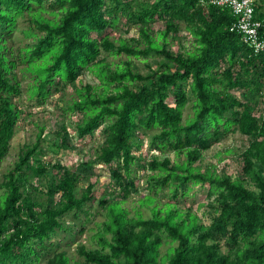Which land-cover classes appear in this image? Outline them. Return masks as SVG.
Listing matches in <instances>:
<instances>
[{"label": "trees", "instance_id": "1", "mask_svg": "<svg viewBox=\"0 0 264 264\" xmlns=\"http://www.w3.org/2000/svg\"><path fill=\"white\" fill-rule=\"evenodd\" d=\"M25 13L33 40L17 57L30 76L28 96L38 103L57 83H72L82 68L92 67L100 86L76 87L62 109L80 114L76 138L100 127L103 139L95 157L71 166L42 158V129L21 147L0 179V264H73L61 246L89 219L95 163L107 165L117 191L98 198L107 216L94 233L95 247L77 245L81 264H264V50L254 52L230 29L237 19L231 8L211 0H0V162L19 115L13 97L20 93L16 56L5 41ZM252 18L264 40V0H254ZM156 20L163 27L153 33L149 24ZM120 24L138 27L140 38L110 37L106 27ZM181 27L193 45L173 50L167 35L178 36ZM108 54L161 59L142 74L130 59L112 67ZM186 107L191 110L184 115ZM234 131L247 136L237 177L195 164ZM143 132L149 133L150 149L185 151V160L134 153ZM56 134L57 147L71 146L63 123ZM139 168L151 171L149 201L166 188L167 199L150 216L118 206L136 188ZM81 180L86 184L77 193ZM205 183L206 194L213 195L206 203L208 223L178 206L195 184ZM70 214L79 220L83 214L80 224L66 222Z\"/></svg>", "mask_w": 264, "mask_h": 264}, {"label": "rangeland", "instance_id": "2", "mask_svg": "<svg viewBox=\"0 0 264 264\" xmlns=\"http://www.w3.org/2000/svg\"><path fill=\"white\" fill-rule=\"evenodd\" d=\"M42 16L52 18L53 14L43 11ZM30 19L31 17L27 13L19 15L17 17L16 27L7 36L5 41L7 52L16 56L13 75H15L16 79L19 81L20 93L17 97H13L19 108V115L14 127V133L10 138L8 153L0 162V179L1 174L11 167L13 162L17 159L21 147L25 144H31L36 140L40 129H42L40 132V145L43 147L42 158L46 161L58 159L62 164L67 166L76 164L78 161L84 159L95 157L96 150L103 139L100 127L96 128L91 134L82 139L76 138L73 125L76 119L80 117V114L76 111L71 112L62 109V107L75 96L76 87H80L87 83L93 85L95 88L100 86L99 78L92 67L82 68L80 74L72 83H57V88L53 87L50 93L38 103L36 98L28 96L27 86L31 81L30 76L25 72V64H23L17 56L21 49L33 40V36L27 33V30L33 26ZM149 26L151 31L155 33V30L163 27V22L161 20H156L149 24ZM106 31L110 32V37H122L127 41H132L133 37L135 39L140 38L138 36V27L136 26H129L127 28L126 25L120 24L113 29L106 27ZM167 41L171 49L178 51H185L190 49L193 45V38L184 27H181L178 36L173 37L171 34H168ZM105 54V52H101L100 55ZM106 56V61H108L112 67L116 64L122 65L123 61L130 59L131 67L142 74H146L150 68H154L161 59V56L158 54L150 55L146 58L127 57L125 54H108ZM190 110L189 107H186L184 109V115L190 112ZM61 123L65 125L70 137L71 146L69 147L56 146V143L59 141L56 129ZM148 134L149 133L146 132L142 133V146L139 149H135L134 153H140L142 157L145 156L146 158L151 154H158L160 158L168 156L171 160L179 162L185 160V151L166 150L161 153L158 149H150L147 140ZM246 144L247 136L238 131L230 132L219 143H215L205 149L201 160H198L195 164H198L203 170L218 175H230L232 178H235L240 174L242 166L239 153ZM93 166L94 173L90 176V180L94 181V197L93 200L89 202V219L84 223L82 232L75 233L72 238H67L61 246V248L66 251L70 258V262L73 264H81L76 252L77 245L84 244L89 248L97 245L95 243L94 233L98 229L99 224L107 216V208L98 205V198L101 196L111 197L117 191L114 189L115 185L109 176L107 165L95 163ZM148 173H151V171L139 168L135 179L136 188L131 189L127 197L118 203V206L125 209L129 214H135L137 211L143 216H150L152 207L154 205L160 206L167 199L163 194L166 188L160 190L153 198V201H149L146 198L148 194L146 189V176ZM33 180L35 182L36 179ZM85 184V180L79 181L76 192L79 193ZM206 188L207 183L203 186L195 184L193 189L189 191V195L185 198L180 197L178 202L179 207H190V211L196 214L204 223L209 222V212L206 203L213 197V195L208 196L206 194ZM82 218L83 214H81V220ZM65 220L66 222L70 220L79 221V224L81 222L79 218L73 217L72 214L67 215ZM78 223L77 225H79ZM166 248L167 244L163 243L160 247V252L163 253ZM222 249H225V247L222 246ZM37 264H44V262L41 261Z\"/></svg>", "mask_w": 264, "mask_h": 264}, {"label": "built area", "instance_id": "3", "mask_svg": "<svg viewBox=\"0 0 264 264\" xmlns=\"http://www.w3.org/2000/svg\"><path fill=\"white\" fill-rule=\"evenodd\" d=\"M211 2L229 6L231 11L237 15L230 29L238 30L243 41L254 52L264 50V40L258 34V21L252 18L254 0H211Z\"/></svg>", "mask_w": 264, "mask_h": 264}]
</instances>
